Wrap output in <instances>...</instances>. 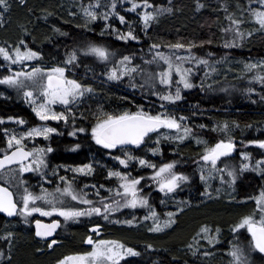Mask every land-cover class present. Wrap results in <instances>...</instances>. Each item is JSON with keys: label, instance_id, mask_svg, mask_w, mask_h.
Here are the masks:
<instances>
[{"label": "snow or ice", "instance_id": "obj_1", "mask_svg": "<svg viewBox=\"0 0 264 264\" xmlns=\"http://www.w3.org/2000/svg\"><path fill=\"white\" fill-rule=\"evenodd\" d=\"M21 2L26 3L27 0ZM76 6L79 8V13L69 14L71 16L79 14L85 21V27L89 23L100 21L101 36H115L118 41L125 44L140 42V33L147 35L148 30L158 22L160 16L174 11L172 7L158 6L152 0H88L87 3L78 0ZM197 6L199 9L205 7L199 0ZM10 9L9 0H0V24L4 22L5 13ZM222 11L228 23L221 31L225 36L231 35V39H226L223 43L225 49L243 48L246 39H250L256 33L264 34V0H247V8L240 9L239 17L227 4ZM132 14L135 15L134 19L129 18ZM245 15H250L258 25L255 33L242 30V26L248 23L244 19ZM117 23L124 27H117ZM52 30L58 36L68 35L60 27L53 26ZM25 34L30 35L26 29ZM212 43L211 39L201 41L199 44L176 42L165 46L152 43L149 45L150 58L140 57L142 64L135 63L137 56L134 53L121 54L118 57L109 46L91 43L72 48L65 53V58L60 63L52 66L43 65L44 54L28 47L24 39L14 45L0 46V58L6 62L0 65L4 69L3 74H0V86L14 90L20 95L31 106V111L38 120L43 122L40 126H30L20 133L10 131L8 128L3 129L7 137V151L0 150L2 151L0 173H3L7 179L5 183H0V214H6L7 217H23L26 224L35 214L41 217H53L50 223H44L40 219L34 220L35 236L46 241L49 249L59 243L56 236L57 230L61 228V218L64 222L73 223H80L83 218H99L90 229L92 234L84 239V243L91 246V250L64 256L57 259L56 264H134L130 258L141 257V251L118 240L94 239L93 235L100 236L103 227L99 222L101 220L129 226L135 224L138 220L135 216L123 221L111 219L124 210L146 209L147 214L143 216V220L152 222L148 231L155 233L170 229L176 223V217L185 211L184 206L189 202L177 201V211H168L167 218L162 219L161 212L157 211L151 201V193L156 191L163 194L159 203L167 204L175 198L178 191L193 182L192 175L179 170L180 161L172 160L157 165L150 159L163 154L162 141L176 145L184 144L185 141H194L198 146L203 147L202 154L195 163L198 166L197 177L206 185L203 196L207 199H213L214 192L218 197L220 191L212 188L210 181L218 179L222 186H232L234 190L238 174L252 170L264 175V155L253 163L252 154L247 151L238 153L243 161H246L239 168H230L226 163L222 167L218 166L224 159L237 152L238 143L244 144L245 147L255 146L259 150H264V139L254 138L246 143L238 142L231 132L233 128L239 129L240 124L233 122L230 125L224 122L217 124L212 130L219 131L225 138L210 145L206 139L198 137L193 127L189 125L192 117L198 114L199 105L193 107L190 115L178 114L179 105L186 100L185 92L197 88H213L211 83L205 85L203 80L199 85L196 83L200 72L207 68L208 71L203 73L204 77L214 79L218 71L217 66H222L230 59L228 55L216 58V54L212 52H207L204 56L193 52L194 48H204L205 45ZM165 47L167 51L163 50ZM89 58L104 67L105 70L99 74L100 78L106 77L108 82L115 83L127 78L133 89L146 87L148 92L160 101L159 108L153 112L144 105L138 104L135 111L131 109L106 111L101 105L90 113L95 117L91 125L77 126L78 120L86 121L89 118L85 115V111L78 110L81 108L87 110L89 101L98 95L92 83H85L83 79L75 77L74 70ZM143 65H147L151 70L145 71ZM244 69L252 74L253 85L258 81L264 86V74H261L264 73V62L245 63ZM87 71L95 74V69L90 66ZM137 76L140 77L139 82ZM84 79H88L87 75ZM222 90L228 91L226 88ZM244 91L246 94H251L256 89L253 86ZM0 96L4 99L10 98L3 93H0ZM260 100L264 102V87L261 88ZM49 121L72 128L68 135L76 138L77 142L69 147L68 151L77 152L81 149L82 145L78 142L81 134L99 148L106 150V154L116 164L112 168L102 165L105 169V178L114 179L116 186L77 182V177H94L97 174V166H100V162L96 160L75 166L51 165L49 156L56 149L50 141L53 136L63 133L57 127L48 126ZM6 123L23 126L27 121L22 117H0V125ZM198 127L203 130L207 125L200 124ZM247 127L251 128L252 125L249 124ZM37 138L49 143L45 146L34 145L28 148L26 141H35ZM137 152L141 154L138 155ZM137 168L151 170V174L138 173L133 176L132 171ZM62 172L65 174L62 175ZM23 173H36L43 183L53 187L49 189L41 184L38 191H32L27 181L21 180L15 183L13 174L19 177ZM68 173H71V178ZM54 181L58 182L54 183ZM248 199L254 200L255 207L249 214L242 215L230 229L234 236L229 251L231 264H256L254 256L264 264V190L260 191L257 197ZM237 203L242 202L237 201ZM244 233L250 234V239L247 245L242 246L240 236ZM196 235L200 240L206 241L212 249L221 243L219 227L201 226ZM49 238L52 239L49 241ZM0 239L10 242L14 239V233L8 231ZM193 239L195 240L196 237ZM145 247L153 249L151 244ZM188 247L194 246L189 244ZM199 251L200 248L197 247L193 255ZM202 254L209 256L212 253L205 251ZM4 256L5 253L0 252V258ZM8 260H11V256H8Z\"/></svg>", "mask_w": 264, "mask_h": 264}, {"label": "trees", "instance_id": "obj_2", "mask_svg": "<svg viewBox=\"0 0 264 264\" xmlns=\"http://www.w3.org/2000/svg\"><path fill=\"white\" fill-rule=\"evenodd\" d=\"M9 2L11 9L5 13V20L0 24V46L14 45L19 40L24 39L27 41L28 47L39 50L44 54L42 64L45 65H57L65 58L67 51L74 47H82L91 43L107 45L111 50L120 51L125 55L133 53L137 55L143 52L149 53V45L152 43L165 46L176 42L185 44L195 42L199 44L201 41L209 39L213 41L211 45H205L204 48H194L193 52L201 56L206 55L207 52H212L216 54V58L228 55L230 57L229 60L235 65L239 62L249 63L254 62L256 59L264 58V34L256 33L250 39H246L243 48L229 50L223 47V43L226 39H231V35L225 36L221 31L228 23L222 9L227 4L230 10L239 17L240 9L247 8V0H199L200 3L205 5L203 9L198 8V0H152L156 5H162L166 8L172 7L174 11L160 16L158 22L154 23L148 30L147 35L140 33V42H130L128 44L118 41L115 36H101L102 23L100 21L89 23L85 27V21L79 14L71 16L70 12L79 13V8L76 6L78 0H27L26 3H22L21 0H9ZM84 2L87 3L88 0H84ZM49 13H53V15H48ZM129 18L134 19L135 15L132 14ZM244 19L248 23L242 26V30L255 33L258 25L253 18L250 15H245ZM53 26L60 27L68 35H56L52 30ZM116 26L124 27L118 23ZM25 29L30 35L25 34ZM137 32L139 33V29H137ZM48 37H51V39H48ZM163 50L168 49L165 47ZM2 63L4 61L0 58V65ZM84 64L94 68L96 76L92 72H88L87 69H85L86 71L83 69L79 73L74 71L75 74L84 78L85 74H87L89 80H94L90 77L99 80L94 87L98 95L92 100L93 107H89L91 113L101 105L106 111H120L122 109L135 111L138 104L144 105L146 109H151L153 112L159 108L160 101L156 96L151 95L147 88L133 89L130 87L127 78L120 83L108 82L106 78H100L99 76V72L104 70L102 65L90 60H85ZM1 71L3 70L0 68ZM201 72L200 74H202ZM251 75V73L243 72L237 78L231 77V89L227 92L221 89V93H216L213 88H197L185 92L186 100L179 105L178 114L190 115L193 107L199 105L198 114L192 117L189 125L193 127L198 137L206 139L210 145L221 138H225L219 131L212 130L217 124H223L224 122H228L230 125L233 122L240 124L239 129L233 128L231 132V135L238 142L243 141L246 143L254 138L264 139V102L260 100L261 88L264 86L258 81L253 85ZM200 82V77H198L196 83L199 85ZM204 84L207 85L209 83L204 82ZM253 86L256 91L246 94L244 89ZM0 93L10 97L9 99H4L3 96H0V117L15 116L24 118L25 116L30 120L35 119L31 108H28L27 104L22 102L21 96L16 94L14 90L0 86ZM123 97L128 99L124 100L122 99ZM200 124L207 125V128L200 129L198 127ZM249 124L252 125L251 128L247 127ZM16 126L17 124L15 123L0 125V150L7 148V137L3 129L8 128L13 131ZM161 144L163 154L150 157L157 165L178 160L181 162L182 168H188L198 160L203 151V147L198 146L194 141H185L181 145L162 141ZM88 145H91V143ZM238 150L250 152L253 163L264 155V150H259L255 146L245 147L244 144L240 143H238ZM145 151L147 150L145 149ZM137 154L140 155L141 153L137 152ZM56 158L59 161L73 162L76 156L63 155L61 153ZM107 160L109 161L108 165H110L111 159ZM241 160L243 161V158ZM232 161L239 167L245 162H240L236 156L232 158ZM146 170L138 168L137 172L145 175ZM236 186L238 188L237 200L255 196L261 189H264V175H261L258 171L246 170L239 174ZM196 187L198 188L196 189ZM186 191L184 190L182 193L181 190L178 191L175 198L167 202L168 204L160 205L159 200H157L158 207L156 209L161 212V216H165L167 209L176 212L177 201L189 202L187 206L182 205L185 207L184 213L182 215L179 214L176 217V223L164 232H150L148 231L149 226L144 225L141 227H139L140 225L137 226L139 228L135 229V231L124 225L118 227L111 224L108 227L113 237L123 240L129 246L142 252L141 257L130 258L134 264H154L156 262H160V264H223L224 260L221 254L224 253L229 241L234 238L230 229L237 219L236 215H233L232 223H223L220 219L216 221V218L228 215L231 212V208L236 207L235 204L231 206L232 203L231 205L226 203V207H219L209 200L195 201L201 195L203 196V191L199 185H195L193 192L189 195L188 191L187 193ZM236 199L234 202H236ZM186 212H189L187 221L185 220ZM198 213H201V216ZM202 216H206V218L201 220ZM139 217L140 219L138 218L137 221L138 224H141L142 217ZM198 218L200 219L199 223L195 224V220ZM7 222L8 219L0 214V230L3 229ZM10 222L11 220H9ZM204 225L221 229V243L217 244L215 249L210 248L206 241L200 240V237L196 235L201 226ZM80 230V228H77L72 231L71 237L66 241L67 248L57 251V254L55 251L51 252L45 249L38 251L41 247L35 244L32 230H14L16 237L13 246L14 250L12 248L13 257L9 261H6V259L1 260L0 264H47L55 256L59 258L61 255L68 253L83 252L85 250L84 246H73L80 245L82 238H84V231ZM127 234H136L138 237L135 239L128 238ZM194 237H196L195 240L193 239ZM247 238L248 236L245 237V239ZM197 241H199V244H197ZM148 244L153 245L154 250L146 249L145 246ZM189 244L194 247L189 248ZM197 247L200 248V251L193 255ZM205 251H210L212 254L204 256L202 253ZM210 256H214V258L207 262L206 260ZM253 258L256 259V264H261L258 257L254 256Z\"/></svg>", "mask_w": 264, "mask_h": 264}, {"label": "rangeland", "instance_id": "obj_3", "mask_svg": "<svg viewBox=\"0 0 264 264\" xmlns=\"http://www.w3.org/2000/svg\"><path fill=\"white\" fill-rule=\"evenodd\" d=\"M112 51H115L116 53H117V56L119 57L121 54H123V55H125L124 53H122V52H120V51H117V50H112ZM165 51H167V50H165ZM138 55V56H137ZM136 56H137V60L135 61V63H137V64H142V61H141V59H140V57H142L143 56V58L144 59H148V58H150V55H151V53H139V54H137ZM87 60H90V61H93L91 58H89V59H87ZM259 62H264V58H261V59H256L254 62H249V63H259ZM96 63H98L99 64V62H96ZM3 64H6V62H4V63H2L1 65H3ZM244 62H239V63H236V65L233 63V62H231L230 60L227 62V63H224V64H222V66H217L218 67V71H217V73L215 74V78L214 79H207V78H205L204 77V75H203V73H204V71H208V69L207 68H204L203 70H202V74H199V77H200V80H203L204 82H206V83H211L212 85H213V90L216 92V93H221V89H228V90H230L231 89V85H230V81L232 80L231 79V77H235V78H237L238 76H240L243 72H246V70L244 69ZM43 65H45V64H43ZM48 66H52V65H48ZM88 64H82L80 67L82 68V69H87L88 68ZM17 68L19 67V66H16ZM103 67V66H102ZM109 67H110V65H109ZM143 67L145 68V71H150L151 69L147 66V65H143ZM3 71H1L0 72V74H3V72H4V69H3V67H0ZM76 69H78V68H76ZM105 70V69H104ZM103 70V71H104ZM158 70V69H157ZM86 71V70H85ZM257 71H259V70H257ZM99 74H100V72H99ZM85 75H87V74H85ZM84 75V76H85ZM95 75V74H94ZM96 76V75H95ZM98 76V75H97ZM75 77L76 78H80V79H82L83 78V80H84V82L85 83H94L93 81L94 80H97L96 78H94V77H90V78H92V79H94V80H89V79H84V77H82V76H79L78 74H75ZM106 78V77H105ZM231 79V80H230ZM87 80H89V82H87ZM139 80H140V77L139 76H137V82H139ZM99 81V80H98ZM146 88V87H145ZM223 91V90H222ZM58 108H59V106H57ZM43 122H41V121H39L38 120V123L37 124H34V125H32V126H40L41 124H42ZM47 125L48 126H52V127H57V122H55V121H49V122H47ZM24 126V125H23ZM21 126H19V125H17L16 126V128L18 129L17 131H15L16 133H20V132H22V131H24V130H26V129H24V128H20ZM24 127H27V126H24ZM29 128V127H28ZM75 140H73V139H69V142H74ZM49 142L47 141V144H48ZM39 144V142L38 143H36V139H35V141H26V145L27 146H30V147H33L34 145L35 146H45V145H42V144H40V145H38ZM61 145H63V146H61V148L60 149H62V150H64V151H66L70 146H69V144L68 143H66V144H61ZM2 151H7V148H2ZM2 151L0 152V153H2ZM240 152H243V151H239L238 150V147H237V152L236 153H233V155L231 156V157H229V158H226V159H224L222 162H220V164L218 165V166H220V167H222L223 166V164H227L230 168H232V167H235V168H239V166H236L234 163H233V161H232V158L234 157V156H236V157H238L239 158V160H240V162H243L242 160H241V156L238 154V153H240ZM51 156H52V154H50V156H49V161L51 160ZM246 162V161H245ZM244 162V163H245ZM167 163V162H166ZM148 170V169H147ZM146 170V173H145V175H150L151 174V170H148L147 171ZM179 170H181V171H184V172H186V173H188V174H190V175H192L193 176V180H195V182H192V184L191 185H188V186H185L184 188H183V190H181V193L182 192H184V190H187L188 191V195L189 194H191L192 192H193V187H195V185L197 186V185H199V187H200V189L204 192V190H205V187H206V185L204 184V182H202V181H200L199 179H198V177H197V172H198V166H197V164L196 163H193L190 167H188V168H182L181 167V162H180V169ZM138 168L136 169V170H134V171H132V175L133 176H135V175H137L138 174ZM63 173V172H62ZM24 174H31V176L32 177H36V178H38L39 179V177L37 176V174L36 173H23L22 175H24ZM13 177H14V182L15 183H18L19 181H21V180H23V177L20 175L19 177H16L15 176V174H13ZM70 177V176H69ZM6 179H7V177L3 174V173H0V181L1 182H3V183H5V181H6ZM226 179H228L227 178V176H226ZM239 180V174H238V176H237V181ZM237 181H236V183H237ZM39 182H42L40 179H39ZM210 183H211V185H212V188H214V189H219L220 191H219V194H218V197H217V193L216 192H214L213 193V196H214V198L213 199H207L206 197H203L204 198V201H211V203H213L214 205L216 204V205H218L219 207H226L225 205H226V203H230V205H231V202H232V205L231 206H233L234 204H235V206L236 207H234L233 209L231 208V212L228 214V215H226V216H221V217H218V218H216L217 220L216 221H218L219 219L220 220H222L223 221V223H232V216L233 215H236V219L238 220L242 215H246V214H249L250 212H252V210H253V208L255 207V204H254V200H252V199H248V198H245V199H241V200H237L236 199V197L238 196V188H237V186H236V184L234 185V190H233V187L232 186H228V185H224V186H222L221 184H220V182H219V180L218 179H216V180H213V181H210ZM189 188H192V189H189ZM198 187H196V189H197ZM50 189V188H49ZM262 190H264V189H261L260 191H262ZM187 191H186V193H187ZM196 191V190H195ZM260 191H259V193H260ZM195 193V192H194ZM259 193L257 194V195H255V196H252V197H257L258 195H259ZM200 194V193H199ZM191 196H193V195H191ZM233 197H235V199H236V202H234V200L235 199H233ZM161 198H163V194L162 193H158V192H156V191H153L152 193H151V201H152V203L155 205V207L157 208L158 207V202H157V200H159L160 201V199ZM198 199V198H197ZM197 199L195 200V201H197ZM237 201H241L242 203H237ZM243 201H246V202H243ZM168 204V203H167ZM170 204V203H169ZM161 205V204H160ZM166 208H167V206H165ZM169 210L167 209L166 211H165V216H161V218L162 219H166L167 217H166V213L168 212ZM173 212V211H172ZM184 213V212H183ZM183 213H180L181 215L183 214ZM145 214H147V210L146 209H137V210H124L123 212H121V213H117L114 217H112L111 219L114 221V220H117V219H119V220H121V221H123V220H125V219H132L133 218V216H135V217H137V218H139L140 219V217L139 216H141L142 217V222H141V224H138V221L135 223V224H133L132 226H129V225H126V224H123V223H120V224H117V223H114V222H109V221H104V227H105V229H104V232H103V234L101 235V237L100 238H103V239H108V240H118V241H120V242H123V243H125L123 240H120V239H118V238H116V237H113L111 234H110V230L108 229V227H110L111 226V224H113V225H116V226H118V227H121L122 225H124L125 227H130V228H132L134 231H135V229H137V228H139V227H141L142 225H144V226H151V221H144L143 220V216L145 215ZM199 214V216H201V213H198ZM35 215H39V214H35ZM206 218V216H202L201 217V220H204ZM207 218H208V216H207ZM99 218H96V217H93V218H91V219H88V218H83L82 220H81V222L80 223H73V222H65V225H64V232H66L67 230H70L71 228H73V226H76V225H84V227L86 226V224H89L90 225V223L93 221V222H95V221H97ZM189 219V212H186L185 213V220L187 221ZM29 220H30V222L29 223H24V219H23V217H18L16 220H13V221H11L7 226L8 227H5V228H3L2 230H0V237H2L4 234H6L8 231H13V230H16V229H19V228H22L23 229V226L24 225H31L32 224V221H33V219H32V217L31 218H29ZM199 218L197 219V220H195V224H198L199 223ZM150 222V223H149ZM140 225V226H139ZM137 226H139V227H137ZM88 228V227H87ZM87 228H84V229H82L81 228V230H83L84 231V234H85V232L87 231ZM126 229V228H125ZM80 230V231H81ZM243 231V230H242ZM13 233H14V231H13ZM128 238H137L138 237V235H134V234H127L126 235ZM246 236H248V238L247 239H245V237ZM15 237H16V235H14V239L13 240H11L10 242L9 241H5V240H3V239H0V252H4L5 253V256L3 257V258H0V261L1 260H3V259H6V261H9L8 260V256H11V258L13 257V252H12V248H13V250H14V242H15ZM83 237L84 238H82V240L84 241V239H85V235H83ZM97 239V238H96ZM250 239V234H248V233H244L243 235H241L240 236V244L242 245V246H244L245 244H247L248 243V241H246V240H249ZM35 240V239H34ZM234 242V238L232 239V240H230L229 241V243L227 244L228 246L225 248V250H224V253L223 254H221V255H223L222 257H223V260H224V262H223V264H231V257L229 256V251H230V249H231V244ZM37 244V243H36ZM127 246H129L127 243H125ZM39 245V244H38ZM59 246H63L62 244L61 245H58V246H53V248H51V249H49L47 246H45V245H40V249H42V250H46V249H48V251H51V252H54L55 251V253L57 254V250L59 251V250H61L63 247H59ZM73 246H75V247H77V246H83L82 245V242H81V244L80 245H73ZM84 247H85V250L83 251V252H86V251H89V250H91V246H87V244H84ZM132 247V246H131ZM83 252H78V253H83ZM73 254H77V253H72V254H70V253H68V254H64V255H61V257H59V258H57L58 256H55L54 258H52V259H50L49 261H48V263L47 264H56V261H57V259H60V258H63L64 256H67V255H73ZM218 256V255H217ZM51 258V257H50ZM214 258V256H210L206 261L207 262H209V261H211L212 259ZM52 260H54V261H52ZM30 264H33V263H30ZM154 264H160V262H156V263H154Z\"/></svg>", "mask_w": 264, "mask_h": 264}, {"label": "flooded vegetation", "instance_id": "obj_4", "mask_svg": "<svg viewBox=\"0 0 264 264\" xmlns=\"http://www.w3.org/2000/svg\"><path fill=\"white\" fill-rule=\"evenodd\" d=\"M81 70H83L81 67H78V69H75L74 71L76 73H79ZM94 83L93 86L95 87L96 84H98V80H95L93 81ZM22 102L26 103L27 104V107L28 108H31V106L22 99ZM93 107V101L91 100L89 102V106L87 108V110H85L84 108H81L82 110H78V111H83L85 110V115H88L89 118L88 120L86 121H77V126H84V127H88L89 125H91L93 122H94V115H90V111H89V107ZM32 114H34L32 112ZM35 116V114H34ZM25 119L29 120L27 121V123L24 125V126H27V127H24V126H21L20 128H24V129H27L28 127L34 125V124H37L38 123V118L35 116V119L34 120H30L28 118H26L24 116ZM57 128L63 133L62 135H56V136H53L52 139H51V144L52 146L56 149V151L54 153H52V156H51V160H50V164L55 166V165H72V166H75V165H79V164H83V163H88V162H91L93 160H96V161H99L100 162V166H97V174L94 176V177H87V178H84V177H77V182L78 183H88V184H92V183H96L97 185L99 184H105L106 186H110V187H115L116 186V181L113 179V180H107L105 178V169L102 167V165H107L109 168H112L113 166H115V161L114 160H110L109 156L106 155V150H103L101 148H99V146H96L94 144L93 141H91L88 137H86L84 134H81L79 136V141L82 145L81 149L77 152H71V151H68L66 150L64 152V150L60 149L61 144H66L68 143L69 146L71 147L74 143L77 142L76 138H73L71 137L70 135H68V133L72 130L71 127H66L65 125H63L62 123H57ZM19 129V128H18ZM17 128L15 130H13L14 132L18 130ZM69 139H73L75 140L74 142H69ZM38 145L42 144V145H46L47 144V141H44L42 138H37L36 139V143H38ZM89 143H91V145H88ZM85 144V145H84ZM28 148H31L30 146H27ZM83 148V149H82ZM88 151H87V149ZM89 150H90V153H89ZM93 152V153H92ZM63 154V155H74L76 156L75 160L73 162H70V161H59L56 157H58L59 154ZM89 153V154H88ZM2 154V153H1ZM109 159L110 160V165H108L109 161L107 160ZM62 175H64L65 173H61ZM67 175L70 176L71 178V173H68ZM21 176L23 177V181H27V185L29 186L30 190L32 191H38L39 190V187L41 184H43V187L45 188H52L53 185H50V184H47V183H43V182H39V179L36 178V177H32L31 174H24ZM58 181H54V183H57ZM91 191V190H89ZM102 195L104 194L103 192L101 193ZM202 196V195H201ZM199 197L197 199V202L198 201H204V196L202 197ZM232 203V202H231ZM5 217V216H4ZM19 217V216H18ZM17 217V218H18ZM7 218V217H6ZM17 218H14V219H8V222L4 225L3 228L5 227H8L7 225L9 224V220L13 221V220H16ZM33 221H32V224L31 225H24L23 226V229L22 228H19V229H16V230H20L22 229L23 231L25 229H28V230H32V234H33V238L35 239V244L39 246L40 245H45L47 246V243L46 241L44 240H39L36 236H35V227H34V220L35 219H40L42 221H45V222H48L50 223L54 218L53 217H41L39 215H35L34 217H32ZM98 221V220H97ZM95 221V222H97ZM61 228L58 229L57 231V236L56 238L59 240V243L55 246H58V245H63V246H59V247H63V248H67V239H69V237H71V233L72 231L76 230L77 228H87V231L85 232V237L89 234H92L90 229L92 228V226L94 225L95 222H91L90 225L89 224H86V226L84 227V225H76V226H73V228H71L70 230H67L66 232H64V225H65V222L62 220L61 218ZM103 227L101 228V234L99 237L93 235V238L96 239V238H100L101 235L103 234L104 232V221H99ZM2 230V229H1ZM14 231V230H13ZM12 231V232H13ZM16 235V234H14ZM51 240V239H50ZM49 240V241H50ZM84 241L82 240V245L84 246ZM89 247V245H87ZM48 250V249H46ZM58 251V250H57Z\"/></svg>", "mask_w": 264, "mask_h": 264}, {"label": "water", "instance_id": "obj_5", "mask_svg": "<svg viewBox=\"0 0 264 264\" xmlns=\"http://www.w3.org/2000/svg\"><path fill=\"white\" fill-rule=\"evenodd\" d=\"M1 183V182H0ZM1 215H3V216H5V217H7L6 216V214H1ZM7 218H9V219H14V218H17V217H7ZM42 222H44V223H48V222H45V221H42ZM34 227H35V223H34ZM58 231V230H57ZM38 238V237H37ZM39 240H43V239H41V238H38ZM50 239H52V238H49V240Z\"/></svg>", "mask_w": 264, "mask_h": 264}, {"label": "bare ground", "instance_id": "obj_6", "mask_svg": "<svg viewBox=\"0 0 264 264\" xmlns=\"http://www.w3.org/2000/svg\"><path fill=\"white\" fill-rule=\"evenodd\" d=\"M143 45V44H142ZM148 49V48H147ZM138 56V55H137ZM143 57V56H142ZM235 83V82H234ZM241 90V89H240ZM243 92V91H242ZM232 103V102H231ZM85 145V144H84ZM83 149V148H82ZM87 149V148H86ZM87 151H88V149H87ZM65 152V151H64ZM67 152V151H66ZM89 153H90V150H89ZM88 153V154H89ZM93 153V152H92Z\"/></svg>", "mask_w": 264, "mask_h": 264}]
</instances>
